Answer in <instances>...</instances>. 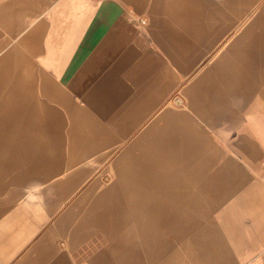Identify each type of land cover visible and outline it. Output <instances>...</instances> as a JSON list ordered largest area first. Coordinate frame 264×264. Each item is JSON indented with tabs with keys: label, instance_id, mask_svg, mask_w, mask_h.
Wrapping results in <instances>:
<instances>
[{
	"label": "crops",
	"instance_id": "1",
	"mask_svg": "<svg viewBox=\"0 0 264 264\" xmlns=\"http://www.w3.org/2000/svg\"><path fill=\"white\" fill-rule=\"evenodd\" d=\"M0 264H264V0H0Z\"/></svg>",
	"mask_w": 264,
	"mask_h": 264
}]
</instances>
